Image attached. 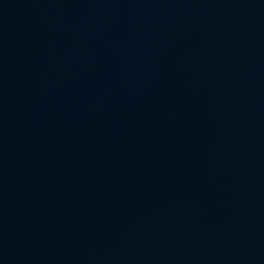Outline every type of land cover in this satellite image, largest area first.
Here are the masks:
<instances>
[{
    "label": "water",
    "instance_id": "95a60500",
    "mask_svg": "<svg viewBox=\"0 0 264 264\" xmlns=\"http://www.w3.org/2000/svg\"><path fill=\"white\" fill-rule=\"evenodd\" d=\"M0 264H264V0H0Z\"/></svg>",
    "mask_w": 264,
    "mask_h": 264
}]
</instances>
